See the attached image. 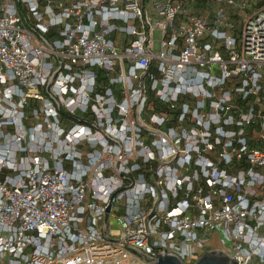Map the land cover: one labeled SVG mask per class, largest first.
Instances as JSON below:
<instances>
[{"label":"built area","instance_id":"1","mask_svg":"<svg viewBox=\"0 0 264 264\" xmlns=\"http://www.w3.org/2000/svg\"><path fill=\"white\" fill-rule=\"evenodd\" d=\"M195 2L0 0V264H264V0Z\"/></svg>","mask_w":264,"mask_h":264},{"label":"water","instance_id":"2","mask_svg":"<svg viewBox=\"0 0 264 264\" xmlns=\"http://www.w3.org/2000/svg\"><path fill=\"white\" fill-rule=\"evenodd\" d=\"M110 207L108 208L109 211ZM158 264H182L179 258L171 255H159ZM196 264H237L226 254L220 252L206 253Z\"/></svg>","mask_w":264,"mask_h":264},{"label":"rangeland","instance_id":"3","mask_svg":"<svg viewBox=\"0 0 264 264\" xmlns=\"http://www.w3.org/2000/svg\"><path fill=\"white\" fill-rule=\"evenodd\" d=\"M206 8V6L204 5V3H197V2H195L193 5H192V10L195 12V11H203V13H204V11L206 10L205 9ZM230 20H233L234 21V24L235 25H239V24H241V20L240 19H238V18H233L232 16H230ZM154 39H155V41H156V43H155V51L156 52H159L160 51V41H161V32L160 31H155V33H154ZM196 264L197 262H196V260H187L186 261V264Z\"/></svg>","mask_w":264,"mask_h":264},{"label":"trees","instance_id":"4","mask_svg":"<svg viewBox=\"0 0 264 264\" xmlns=\"http://www.w3.org/2000/svg\"><path fill=\"white\" fill-rule=\"evenodd\" d=\"M206 0H199V3H204ZM259 6L262 5V3L258 4Z\"/></svg>","mask_w":264,"mask_h":264}]
</instances>
